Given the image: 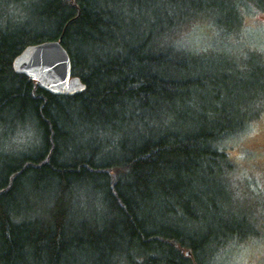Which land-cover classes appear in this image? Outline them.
Segmentation results:
<instances>
[{"label":"trees","instance_id":"16d2710c","mask_svg":"<svg viewBox=\"0 0 264 264\" xmlns=\"http://www.w3.org/2000/svg\"><path fill=\"white\" fill-rule=\"evenodd\" d=\"M253 6L264 12V0H0V264H227L264 236L231 155L264 113L263 52L243 58L227 36L205 53L188 36L223 11L237 31ZM56 40L81 93L14 71L26 47Z\"/></svg>","mask_w":264,"mask_h":264},{"label":"rangeland","instance_id":"374dc122","mask_svg":"<svg viewBox=\"0 0 264 264\" xmlns=\"http://www.w3.org/2000/svg\"><path fill=\"white\" fill-rule=\"evenodd\" d=\"M234 23L232 16L224 11L218 14L216 20L196 22L189 27L190 42L205 53H211L220 50V45L227 43L224 40L228 36L227 40L233 43V48L230 47L243 54V58L258 53L254 50H259V53L263 52L261 54L264 55V12L255 6L251 7L244 19V25L229 33L237 26V23ZM231 155L236 164V193L241 208L249 214L263 217L264 113L241 137L235 139ZM226 256L227 264H264V236L230 247Z\"/></svg>","mask_w":264,"mask_h":264},{"label":"water","instance_id":"95a60500","mask_svg":"<svg viewBox=\"0 0 264 264\" xmlns=\"http://www.w3.org/2000/svg\"><path fill=\"white\" fill-rule=\"evenodd\" d=\"M14 71L35 80L55 95L72 96L86 86L72 76V62L61 41H44L26 47L14 60Z\"/></svg>","mask_w":264,"mask_h":264}]
</instances>
